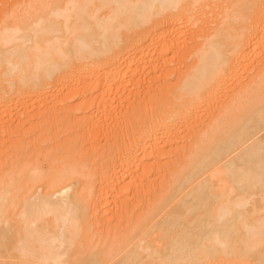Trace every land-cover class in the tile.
<instances>
[{
  "label": "bare ground",
  "instance_id": "obj_1",
  "mask_svg": "<svg viewBox=\"0 0 264 264\" xmlns=\"http://www.w3.org/2000/svg\"><path fill=\"white\" fill-rule=\"evenodd\" d=\"M0 264H264V0H0Z\"/></svg>",
  "mask_w": 264,
  "mask_h": 264
},
{
  "label": "rangeland",
  "instance_id": "obj_2",
  "mask_svg": "<svg viewBox=\"0 0 264 264\" xmlns=\"http://www.w3.org/2000/svg\"><path fill=\"white\" fill-rule=\"evenodd\" d=\"M206 12V11H205ZM208 12V11H207ZM206 12V13H207ZM209 13V12H208ZM194 29H195V27H194ZM256 50H255V53L258 51L257 49H259L258 47L257 48H255ZM258 53V56L260 55V54H263L262 52H261V48H260V51H258L257 52ZM257 53H256V56H257ZM260 53V54H259ZM177 65V63H174V64H170V67H175ZM242 72V74H240ZM240 73H239V76H241V78H239V80L241 79H243V77H244V79L246 80L247 78L245 77V76H248V73L247 72H245V71H241ZM245 72V73H244ZM250 73L252 72L251 70L249 71ZM247 73V74H246ZM249 73V74H250ZM252 73H254V72H252ZM252 73L250 74V75H252ZM245 75V76H244ZM238 76V75H237ZM238 76V77H239ZM243 76V77H242ZM248 79H249V77H248ZM235 79H233L232 81L230 80L229 81V83L231 84V82L233 83V81H234ZM244 80V81H245ZM238 81V80H237ZM248 81V80H247ZM238 83H240L239 81H238ZM230 84H227L228 86H230ZM232 86V85H231ZM231 86L230 87H228L229 89H231ZM70 104H71V106H82V101H81V97H75L74 99H72L71 101H70ZM30 111H32L31 110V108L29 109ZM15 113V112H14ZM13 114V113H12ZM98 115V114H97ZM99 117V120H101L102 121V123L105 125L106 124V122H108V121H112V120H114L113 119V116H112V114L111 113H109V114H107V115H102V116H100V115H98ZM13 118H15L14 117V114H13V117H12V119ZM97 120V119H96ZM17 122V124H18V120L15 118V119H13V122ZM15 125V124H14ZM16 126V125H15ZM91 130H89V129H87L86 128V136L84 137V139H83V141H82V143H81V146L83 147V148H85L86 150H90V149H92L93 147H98V146H103V143H104V139H105V137H104V135H103V133H102V131L100 130V132L98 133V135H95V141H93V140H91L90 141V139H92V138H90V134H91ZM29 138H31V137H29ZM26 140H31V139H28V137H27V139ZM98 149V148H97ZM43 151L44 150H41V151H37V152H35V153H33L32 155L33 156H35L36 157V161L37 160H39V157H41V154L43 153ZM152 159V158H151ZM154 159H152V160H149L150 162H148V160L147 159H145V161H146V163L147 164H152L154 161H153ZM165 161V160H164ZM167 165V162H165L164 163V165ZM118 171V170H117ZM116 171V169L115 170H113L112 172H111V174H115V176H114V178L113 177H110L109 178V182L108 181H106V182H108V183H106L107 185H104V183L102 184L101 183V181H99L98 179H96V181H95V185H96V187H97V189H96V191H102V198H101V208H100V216H105V215H107V218H106V216H105V220H101V218H99L98 220H96V219H94L93 218V216H92V220L94 219V221H93V227H94V232L98 235H96V238L98 239V240H101L102 238H104V239H106V238H109L110 237V239L112 240V238L114 239V238H116L117 236H115L114 237V235L113 234H115V232H122L123 233V231L128 227V225L130 224V222L128 221V219L130 218V216H133L134 218H137L138 216H140L141 215V210L142 209H144L145 208V204H144V202L145 201H149V200H152L151 199V197H149V195L146 193H141L142 195L140 196L139 195V197H137V198H134L133 196V194H131V196L129 195V194H127L128 195V197H126V195L125 196H120V189H122V185H121V181L123 180L122 178H121V176H119L118 175V172ZM118 176V177H117ZM95 178V177H94ZM93 178V179H94ZM100 178V177H99ZM102 178V177H101ZM121 179V180H120ZM101 180V179H100ZM152 180H154V177L152 178ZM127 181H130L129 180V178H128V180ZM146 183V182H145ZM104 185V186H103ZM101 186H103L102 188H101ZM121 187V188H120ZM115 188V189H114ZM105 193V194H104ZM117 196V197H116ZM124 197V198H123ZM117 198H119V199H121L120 201H121V207H120V211H118V213L116 214V216H109L108 217V215L111 213L110 211L108 212L107 210H108V207H109V205H111V203L112 202H114V201H116V200H119V199H117ZM145 198V199H144ZM128 199L129 200V202L128 201H126V200ZM128 202V203H127ZM91 204L93 205V202L91 203L90 202V207H92L91 206ZM117 208V207H116ZM127 209H130L131 210V214H127V215H124L123 214V212L125 211V210H127ZM91 208H90V212H91ZM115 210H117V209H115ZM118 210H119V206H118ZM123 210V211H122ZM91 214V213H90ZM102 216V217H103ZM112 217V218H111ZM108 220V221H107ZM111 222V223H110ZM112 235H113V237H112ZM103 236V237H102ZM105 236V237H104ZM100 237V238H99ZM112 237V238H111Z\"/></svg>",
  "mask_w": 264,
  "mask_h": 264
}]
</instances>
